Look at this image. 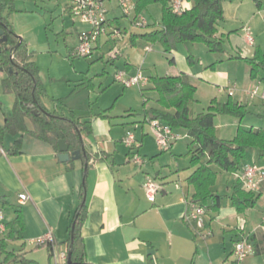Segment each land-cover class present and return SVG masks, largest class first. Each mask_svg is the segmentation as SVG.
I'll use <instances>...</instances> for the list:
<instances>
[{
  "label": "crops",
  "instance_id": "obj_1",
  "mask_svg": "<svg viewBox=\"0 0 264 264\" xmlns=\"http://www.w3.org/2000/svg\"><path fill=\"white\" fill-rule=\"evenodd\" d=\"M137 1L133 0L134 15L144 16L148 20L147 26L157 25L158 20L154 19L155 17L150 20L145 13L151 4L138 13L136 11ZM193 2L194 0H186V7L192 8ZM106 3L109 9V19L122 27L124 37L116 42L103 38L97 49H115L116 47L119 49L118 42H125L130 35L132 45L144 46L147 58L141 66H146L148 60L151 61L157 56L166 59L173 57L175 61L170 63L169 74L177 75L184 72L189 75L193 84H195L194 79L206 82L215 86L221 94L226 92L227 88L235 89L236 99L234 100L245 104L250 113L242 120L233 116H221L223 117L221 120L225 122H216V125L218 133L222 128L225 135H219V137L232 139L239 126L256 128L257 125H254L250 119L254 115L260 118L264 113L250 110L246 103L251 99L247 96L246 90L262 78L251 79V67L242 59L252 57L253 53L250 49L247 51L238 47L237 50H229L224 46L225 52L219 58L205 46L198 47L186 42L180 44L169 56L164 53L159 44L161 48L156 55L153 52L157 44H144L140 40L135 42L131 40L132 35L140 33H128L127 28H123L121 10L117 0H107ZM154 3L161 5L159 16L162 21L163 1L157 0ZM167 3L170 4L169 0ZM263 5L264 0H225L223 4L225 19L218 25L217 35L228 36L231 39L235 35L233 32L241 31L246 37L245 28L247 27L250 28L252 34V24L254 28L264 24ZM65 11H68L67 6ZM6 17L10 21L9 17ZM153 29L155 28L145 32ZM256 33L259 36L258 30ZM126 48H128L127 44L119 50H126ZM120 53L117 52L118 58ZM189 56H191L190 61ZM113 59H117L116 56ZM141 66H135L131 61H126L125 66L119 70H125L128 74H135L142 70L149 77L159 75L147 74ZM1 76L3 80L5 74L1 72ZM93 83L95 86L94 80ZM145 99H148L147 96ZM214 99L218 102H226L218 97ZM41 101L52 113L71 117L74 112L77 116H82L83 120H91L92 133L82 134V138L86 152L90 155L98 154V159L92 157L87 166L84 159L74 160L73 164L61 162L52 144L27 133L22 134L23 152L11 155L6 150L12 146L17 137L5 138L4 149L0 148V209L5 210L7 206L16 205L14 214L5 217L6 223L15 219L17 208L22 209L24 220V228L20 225L14 226L16 239L8 241L9 250L20 251L27 258L36 260L39 264H61L62 254H68L69 227L81 202L80 192L86 181L88 216L82 227V235L90 263L246 264L245 260H239L234 254L235 244L254 233H264V231H250L248 229L249 219H247L248 210L238 213L230 204L229 196L232 187L237 181L241 182L242 169L234 173L224 171V174H219L216 169L218 176L212 188L214 193L221 195L220 191H217L220 183V190L226 184L230 194L227 195L226 201L222 198L219 211L206 209L204 216L205 228H211V222H208L207 218L210 213H213L215 221L222 223L224 230L230 232L229 239L223 237L222 240L215 242L210 235L212 233L207 232V240L201 241L197 238L196 228L193 229L192 223L186 219L191 209L190 202L193 194L190 196L188 190L191 185L188 184V189L185 190L184 183L196 169L191 165V157L188 155L189 141L186 146L178 142L187 134L181 135L179 130H174L179 138L175 139L169 147H164L159 145L150 123L152 116L146 117L144 114L142 119H136L137 116L131 113L128 115L131 121L124 119L114 121L112 110L115 103L106 107V109L112 107L106 113L111 118L96 117L102 110H106L101 107L91 112L71 108L70 115H67L55 106L49 107L43 94ZM251 101L254 105L262 103L260 100ZM4 123L5 117L0 110V126ZM29 124L31 123L28 122V126ZM29 128L32 129L33 125ZM128 130L134 131L140 143V146L132 153L124 142ZM249 151L256 158H260L259 150L249 149L247 153ZM136 156H140L143 162H138ZM248 163L258 162L244 160L243 165ZM221 175L224 180L218 182ZM147 177L155 178L161 185L153 201L148 198L144 188ZM20 193H27L29 199L24 203L20 202L18 198ZM263 195L264 193L261 194ZM48 230L52 231L56 244L52 258L47 246H38L35 243V240ZM8 232V227L5 233L0 232V239L5 238ZM260 256L264 259V255ZM256 264H261V262H256Z\"/></svg>",
  "mask_w": 264,
  "mask_h": 264
},
{
  "label": "trees",
  "instance_id": "obj_2",
  "mask_svg": "<svg viewBox=\"0 0 264 264\" xmlns=\"http://www.w3.org/2000/svg\"><path fill=\"white\" fill-rule=\"evenodd\" d=\"M155 1L157 0H138L136 11L139 13ZM162 1L161 27L132 35L133 42L140 40L144 44H160L167 56L172 54L180 44L186 42L203 44L212 53L225 52L223 37L217 35L218 25L225 19L223 9L225 0H194L192 8L180 14L173 12L167 0ZM14 2L15 0H0V27L7 35V41L2 45L0 52V71L5 74L4 89L16 95L12 110L1 106L5 123L0 126V148L4 149L6 137H17L6 151L11 155L21 154L23 152L22 134L27 133L52 144L58 154V143L61 139L67 141L70 151L78 150L83 145L80 136L92 133V122L83 120L82 116H77L74 112L71 117L52 113L42 103L41 95L46 89L40 77L39 66L32 60L26 40L17 35L11 22L3 14L5 7L14 9ZM67 10L69 11L68 8ZM190 58L191 56L188 57L189 61ZM242 59L251 67L250 78L253 80L262 78L261 80L264 81L262 51L257 49L253 57ZM169 61L174 63L175 60L170 57ZM149 85L158 93L156 100L158 106L146 108V117L152 116L150 119L165 122L173 130H184L191 138L188 155L191 157V165L196 168L187 178L188 184L194 188L191 202L204 207L205 210L219 211L222 196L215 194L212 189L218 176L217 170L212 165H216L225 172H237L244 166L249 149L259 150L260 158L264 159V128L239 126L232 139L219 138L216 117L230 115L242 120L250 113L245 104L233 99L226 102H218L215 99L206 112L196 113L197 87L184 72L177 75L151 76ZM94 87L93 79L85 73L73 92L86 88L94 89ZM147 88L141 89L144 98V91ZM65 99L55 100L65 104ZM147 102L148 99H145L144 105ZM111 108L102 110L96 117L111 118L106 114ZM28 122L33 125L32 129L29 128ZM133 151L130 149L131 153ZM86 153L88 161L92 157L98 159V154ZM81 159L85 160L84 155ZM73 162L74 160H69L66 163L73 164ZM260 196L259 193L246 190L242 183L237 181L232 187L229 201L238 213H244L256 206ZM80 199L81 202L69 227L68 259L71 252L72 264H92L87 259L82 235V227L88 216L86 181L80 192ZM15 213V219L6 223L9 232L5 238L0 239V264H39L36 260L27 258L24 253L8 248V241L16 239L14 226L20 225L24 228L22 209L17 208ZM248 241L253 244L256 255H264V233H254L248 236ZM38 246H47L50 257H53L55 242Z\"/></svg>",
  "mask_w": 264,
  "mask_h": 264
},
{
  "label": "rangeland",
  "instance_id": "obj_3",
  "mask_svg": "<svg viewBox=\"0 0 264 264\" xmlns=\"http://www.w3.org/2000/svg\"><path fill=\"white\" fill-rule=\"evenodd\" d=\"M69 2L70 0H15L13 10L11 7H5L3 10V14L9 17L11 24L13 23L12 26H14L13 28H15L17 35L25 38L32 60L39 66L40 77L46 89L43 96L48 101L49 107L55 106V108L61 110L62 113L70 115L71 108L88 110L91 112L92 110H99V107H101V109H106V107H110L115 103L114 109L112 110V115L114 116L112 119L114 121H119L121 119L131 121V117L128 116L131 113L137 116L136 119H142L146 108L150 109V107L158 106L156 101L158 93L154 89H151V87L145 89L144 94L147 96L148 102L144 105L145 98L141 91L143 88L139 86L124 87L120 82L115 80V74L119 69L125 66L126 61H131L135 66L144 65L147 58L144 46L141 44L138 46L132 45L129 35L125 42H118L117 45L120 49L127 44L128 48H126V50H119L117 47L115 49L106 48L103 50L96 48L93 54L88 57L74 55L80 44L81 32L87 31L89 26L72 16L69 11H65ZM160 7L161 5L153 3L145 12L150 20H153V17L158 20V24L154 26L135 27L131 24L130 19L121 12L123 28L126 27L129 31L128 33H144L151 28H160ZM263 25L254 28L252 24V34L255 39L254 46L248 43L245 34L241 31L233 32L235 35H233L231 39L228 36L223 37L224 46L229 50H237L238 47L247 51L250 49L253 53L252 57L257 49H260L264 54ZM256 30H258L259 36ZM187 43L195 44L192 42ZM195 46L204 47L205 45L196 43ZM160 48V45L157 44L153 54L158 55V50H160ZM117 52H121L119 58L117 57ZM130 53L134 56H131ZM214 54L219 58L223 56V54L219 53ZM115 56L117 59H113ZM220 63L221 62H219V64ZM145 65L146 66H141V68L144 67L143 69H145L147 74L154 73L165 75L170 73V70H168L170 69V61L163 57L159 58L157 56L151 61L148 60ZM85 73H87L89 78L94 80V89L86 88L73 92L75 86L82 80ZM193 82L197 87V102L195 103L196 113L206 112L212 101L215 100V97L225 101L236 99V93L230 95V88H227V91L221 94L213 85L195 79ZM0 96V110L1 106L7 109H13L16 95L14 92L4 89L1 71ZM59 98H66L65 104H61L55 100ZM249 102L246 104L251 111H262V113H264V103L262 101V103H255V105L251 100H249ZM254 108H256V110ZM223 116L227 117L230 115ZM216 118L217 123L221 121L225 122L223 119L221 120V118H223L221 116H217ZM250 120L254 122V125H257L256 128L264 127V115L260 118L254 115ZM29 126L32 127L31 124H29ZM179 131L181 135L186 134L184 130ZM219 133L217 127L218 137L219 135H225L223 134L222 128L219 129ZM190 140L191 138L187 135L180 138L178 142L182 146H186L187 142H190ZM183 160H185V158ZM249 160L264 164V160L259 157L256 158L250 151L245 158V161ZM212 166L219 171V174H224V171L219 169L216 165ZM222 176L223 175L219 177L218 182L224 180ZM184 186L185 190H187L189 185L186 182ZM219 187H221L220 183L218 184L217 191H220L219 193H221L223 201H226L227 195L230 194L226 188L227 185L224 184L221 190ZM188 190L191 196L193 194V187L189 186ZM15 207L17 206H7L5 210L3 209L6 215L5 217L14 214ZM248 214V229L250 231H264V195L259 198L255 208L248 210ZM209 215L211 217L209 216L207 219L208 222H211V228H205V224L200 227L196 223H192L193 229L196 228L197 238L201 241L207 240V232H209L212 233L210 235H212L211 237L215 242L216 240H222L223 237L228 240L230 232L224 230L222 223L215 221L213 213ZM12 247L15 246L12 245ZM242 260H245L246 264H256V262L264 264L263 257L255 253H250Z\"/></svg>",
  "mask_w": 264,
  "mask_h": 264
},
{
  "label": "built area",
  "instance_id": "obj_4",
  "mask_svg": "<svg viewBox=\"0 0 264 264\" xmlns=\"http://www.w3.org/2000/svg\"><path fill=\"white\" fill-rule=\"evenodd\" d=\"M107 0H70L67 8L72 16L79 19L82 23L87 24L89 29L80 34V44L74 55L83 57L91 56L94 50L99 45L103 38L109 41L116 42L123 39L124 31L122 27L115 22H112L109 17V9ZM118 6L124 16L130 18L131 24L135 27H145L148 25V20L142 15H134L135 5L133 0H117ZM170 6L175 13H182L186 9V0H169ZM247 32V41L254 45L255 39L251 34L250 28H245ZM150 50V48H147ZM115 80L123 84L125 87L139 86L145 88L150 84V77L139 70L135 74H128L125 70H119L115 74ZM234 88H230V95H234ZM247 96L251 100H260L264 103V81H257L252 87L246 90ZM150 123L156 133L159 145L169 147L171 143L179 138L175 134L173 128L158 119H150ZM125 144L130 149H137L140 146L139 141L133 130H128L124 138ZM3 151V150H2ZM138 162H143L140 156H136ZM240 180L243 187L248 191L255 193H264V165L259 163H248L242 168ZM144 188L148 198L153 201L161 189V185L153 177H147L144 182ZM19 201L24 203L29 199L27 193L18 195ZM191 209L186 215L187 221L196 223L198 226L204 225V216L206 210L204 207L190 202ZM7 229L5 215L0 209V232L5 233ZM49 242H54V236L51 230H48L43 236L37 238V245H44ZM250 253H254L253 244L248 241V238H243L235 244L234 254L239 260L246 258ZM61 264H68V254H62Z\"/></svg>",
  "mask_w": 264,
  "mask_h": 264
},
{
  "label": "water",
  "instance_id": "obj_5",
  "mask_svg": "<svg viewBox=\"0 0 264 264\" xmlns=\"http://www.w3.org/2000/svg\"><path fill=\"white\" fill-rule=\"evenodd\" d=\"M7 41V35L5 34V30L0 27V52L2 50V45ZM80 139L83 143L82 135L80 136ZM59 145V160L61 162H68L69 160H80L82 156L84 155L86 160V166L88 165V158L87 153L84 147V143L82 147L75 151L69 150V145L65 139H61L58 143ZM68 264H72L71 262V252H69V259Z\"/></svg>",
  "mask_w": 264,
  "mask_h": 264
}]
</instances>
